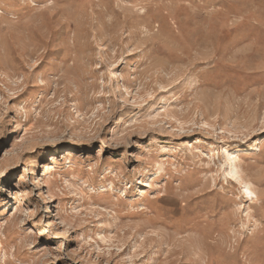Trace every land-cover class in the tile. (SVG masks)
<instances>
[{
  "label": "rangeland",
  "instance_id": "1",
  "mask_svg": "<svg viewBox=\"0 0 264 264\" xmlns=\"http://www.w3.org/2000/svg\"><path fill=\"white\" fill-rule=\"evenodd\" d=\"M0 264H264V0H0Z\"/></svg>",
  "mask_w": 264,
  "mask_h": 264
},
{
  "label": "bare ground",
  "instance_id": "2",
  "mask_svg": "<svg viewBox=\"0 0 264 264\" xmlns=\"http://www.w3.org/2000/svg\"><path fill=\"white\" fill-rule=\"evenodd\" d=\"M238 159L239 158L236 155H233V156L229 157V161L232 163V165H231L232 169H231L230 175H232L234 177H237V179L239 180V178H240V176H239V169L236 166V162H238ZM244 185H245L244 187H245V195H246V198L252 200L254 198V195L255 194L249 190V187H248V184L246 183V181H244Z\"/></svg>",
  "mask_w": 264,
  "mask_h": 264
}]
</instances>
